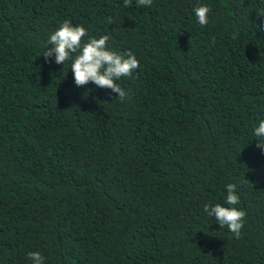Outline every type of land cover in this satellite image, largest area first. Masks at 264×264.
<instances>
[{
  "label": "trees",
  "instance_id": "trees-1",
  "mask_svg": "<svg viewBox=\"0 0 264 264\" xmlns=\"http://www.w3.org/2000/svg\"><path fill=\"white\" fill-rule=\"evenodd\" d=\"M258 13L264 0H0V264L31 251L44 264H264ZM66 19L140 61L117 81L123 102L77 87L71 60L46 62ZM229 183L241 239L204 211L229 206Z\"/></svg>",
  "mask_w": 264,
  "mask_h": 264
},
{
  "label": "clouds",
  "instance_id": "clouds-1",
  "mask_svg": "<svg viewBox=\"0 0 264 264\" xmlns=\"http://www.w3.org/2000/svg\"><path fill=\"white\" fill-rule=\"evenodd\" d=\"M124 6L132 7L133 0H123ZM153 0H135L137 7H150ZM194 14L200 26L208 24V17L211 7L199 5L194 8ZM264 16V13H258ZM88 30L83 25H73L70 20H64L60 26L49 35L47 47L43 52L46 62H51L49 58H55L56 64H65L71 60L70 69L74 76L77 87H83L90 82L101 89L111 90L115 93V98L123 102L128 93L117 81L122 77H131L140 67V61L131 52L118 53L109 49V35L100 38L88 37ZM236 38L235 34L232 37ZM51 45V47H49ZM255 137L264 138V119L259 121L257 127L253 129ZM257 147L264 149V143L258 140ZM240 198L237 193V185L229 183L226 185L225 204L217 203L204 205V211L209 217H214L221 228L227 226L233 238H242V229L246 222L247 213L245 210L237 208ZM31 264H44V257L38 251H31L27 254Z\"/></svg>",
  "mask_w": 264,
  "mask_h": 264
}]
</instances>
